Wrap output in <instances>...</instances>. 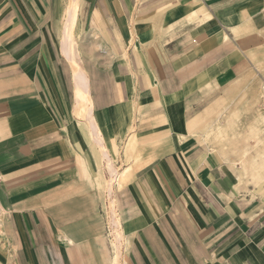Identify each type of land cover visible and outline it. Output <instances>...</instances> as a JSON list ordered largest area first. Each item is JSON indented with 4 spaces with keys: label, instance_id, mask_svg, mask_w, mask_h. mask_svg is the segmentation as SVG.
I'll return each mask as SVG.
<instances>
[{
    "label": "crops",
    "instance_id": "1",
    "mask_svg": "<svg viewBox=\"0 0 264 264\" xmlns=\"http://www.w3.org/2000/svg\"><path fill=\"white\" fill-rule=\"evenodd\" d=\"M65 6L0 0V264H264L211 133L259 91L264 0H79L75 48ZM112 199L150 217L117 260Z\"/></svg>",
    "mask_w": 264,
    "mask_h": 264
},
{
    "label": "rangeland",
    "instance_id": "2",
    "mask_svg": "<svg viewBox=\"0 0 264 264\" xmlns=\"http://www.w3.org/2000/svg\"><path fill=\"white\" fill-rule=\"evenodd\" d=\"M61 3L66 5L65 11L59 12L58 19L64 21L67 19L69 12L75 14V22L71 29L73 46H77V24L79 16L84 15V12L79 11V0H60ZM61 30V29H60ZM261 72V79L259 75L254 74L256 78V85L258 92L250 93L251 98L247 99L246 103V113L243 119L237 117L236 112H230L229 117L225 120L219 119L217 125L211 129L214 139L212 140L214 144V150L224 152L225 155L230 157V163L233 165L239 164L244 171L236 172L237 177L236 184L238 187H235V192L241 193L249 198H262L264 199V67L259 68ZM251 85H254V81L251 82ZM259 85V86H258ZM248 95V92H247ZM87 114V107H84ZM84 110V109H83ZM222 114V113H221ZM219 114V115H221ZM241 120V121H238ZM231 136L230 139H227L225 135ZM240 135V136H239ZM239 136V137H238ZM233 174V173H232ZM103 193L107 191L105 188L102 189ZM115 200L114 203H112ZM110 200V215L114 216L117 222H120L121 229L117 230V227H113L112 236H105L108 243L113 247V253L115 259H119V255H116V248L119 250L124 246H133L137 245L139 242V235L133 236L130 238L125 237L127 233L133 232L136 230L137 226H142L143 217L150 218L148 212L146 211L145 205L139 203V208L142 215L135 217L134 219H126L125 217L120 220V213L124 206L128 204L126 199L125 203L121 204L118 199ZM140 200V199H138ZM105 200L103 199V202ZM112 203V204H111ZM107 213L106 208L103 209ZM106 215V214H105ZM2 220L3 214L0 211V242L6 240L2 235ZM150 221V220H149ZM131 225H129V223ZM123 233V238L117 241V232L120 231ZM150 239L156 238L155 236H149ZM155 240L154 243H158ZM118 245V246H117ZM75 248V245L74 247ZM117 256V258H116Z\"/></svg>",
    "mask_w": 264,
    "mask_h": 264
},
{
    "label": "bare ground",
    "instance_id": "3",
    "mask_svg": "<svg viewBox=\"0 0 264 264\" xmlns=\"http://www.w3.org/2000/svg\"><path fill=\"white\" fill-rule=\"evenodd\" d=\"M71 14H72V13H71ZM71 17H72V15H71ZM71 17H70V19H71ZM73 18H74V17H73ZM67 20L69 21V17H67ZM67 20H66V21H67ZM71 21H72V19H71ZM71 21H69V22L67 23V24H68L67 26H69V27H65V28H66V29H65L66 32L64 31V32L66 33V36H67L68 41H69V43H67L66 45H65V43H64V46H65V47H71V46H72V45H71V42H70L71 37L69 38V36H71V34H70V31L67 30V29H70V28H71L70 26H72V25L74 24V23H73V24L71 25ZM65 26H66V25H65ZM67 38H66V39H67ZM73 65H74V66L76 65L75 61H74ZM90 119H92V118H90ZM92 120H93V119H92ZM105 156H106V155H105ZM110 170H111V169H110ZM109 184H110V185L108 186V188H109L110 191H112V187H113V186H112V183H109ZM110 193H111V192H110ZM114 220H115V219H114ZM112 223H113V221H112ZM114 225L117 227V230L120 229V222H117V221L115 220V221H114ZM114 225H113V226H114ZM119 233H120L119 231L116 233V234H117V241H118V243H119V241L121 240V237H120V234H119ZM117 246H118V245H117ZM115 249H116V252H115V253H117L116 255H120L119 248H118V247L116 248V246H115ZM114 257H115V256H114ZM116 258H117V256H116ZM116 260H117V259H116ZM116 260H115V261H116Z\"/></svg>",
    "mask_w": 264,
    "mask_h": 264
},
{
    "label": "built area",
    "instance_id": "4",
    "mask_svg": "<svg viewBox=\"0 0 264 264\" xmlns=\"http://www.w3.org/2000/svg\"><path fill=\"white\" fill-rule=\"evenodd\" d=\"M0 182H1V179H0Z\"/></svg>",
    "mask_w": 264,
    "mask_h": 264
}]
</instances>
